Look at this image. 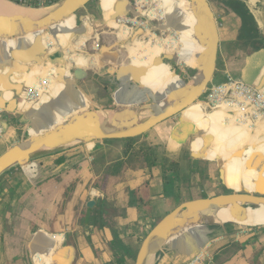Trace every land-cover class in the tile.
I'll list each match as a JSON object with an SVG mask.
<instances>
[{"label": "crops", "instance_id": "1", "mask_svg": "<svg viewBox=\"0 0 264 264\" xmlns=\"http://www.w3.org/2000/svg\"><path fill=\"white\" fill-rule=\"evenodd\" d=\"M0 1L18 6L10 0ZM228 1L232 7L219 13L222 16L212 6L218 21L226 16L223 23L227 37L222 40L220 36L211 84L231 76L264 89V0ZM111 2L107 8L102 3L103 13L114 7L115 1ZM183 2L177 0L170 6L177 11L184 7ZM115 6L120 10V0ZM78 13L65 23L79 27ZM4 14L0 12L1 25L24 22ZM61 25L64 23L16 39L0 38V156L40 135L34 131L36 124L44 122L49 127L77 105L85 108L82 113L92 110L94 102L105 103L90 94L93 71L99 74L105 69L110 74L120 69L124 71L122 77L115 71L110 74V79L118 83L123 76H133L129 74L133 72L129 71L132 62L122 61L116 67L120 51L115 44L99 49L92 42L96 30L92 20L87 32L76 34L65 46L55 37ZM170 26L177 29L176 24ZM78 40H82L83 47L80 44L73 49ZM223 41L226 43L222 48ZM133 45L129 47V58ZM175 45L159 41L156 51L170 50ZM181 47L180 52H185L184 41ZM71 53L74 58H67L66 54ZM161 61L159 58L150 71L151 77L159 79L157 88L165 83L162 67L178 78L159 94H151L150 86L133 105L175 92L195 74L176 62L171 70ZM77 68L86 72L82 82L72 75ZM58 72L69 82L60 98H56ZM203 98L131 145L124 140L78 145L42 154L7 171L0 178V264H135L149 233L180 205L229 192H258L260 185L264 188V125L249 129L228 121L223 110L211 113ZM180 126H185L186 135L178 146H173V132ZM217 134H222L224 140ZM150 148L156 149V154L144 156V150ZM150 160L154 164L150 165ZM90 202L95 205L89 207ZM98 212L104 216V227L97 224ZM211 224L202 226L209 230ZM224 229L225 234L212 240L199 229L171 246L168 240L154 255L152 264H264V223L245 228L227 222Z\"/></svg>", "mask_w": 264, "mask_h": 264}, {"label": "water", "instance_id": "2", "mask_svg": "<svg viewBox=\"0 0 264 264\" xmlns=\"http://www.w3.org/2000/svg\"><path fill=\"white\" fill-rule=\"evenodd\" d=\"M93 1L61 0L50 5V7L56 5L58 7L38 21L14 18V20H23L24 22L20 24H0V38L16 39L43 30L72 17L80 10L86 9ZM183 1L190 4V11L195 14L196 22L200 21L201 23L202 32L196 37L201 46L205 48V55L202 58L200 68H190L195 74L189 82L183 81L185 87L182 91L157 102L145 100L130 108L88 110L67 119L53 130L38 137L32 136L0 156V178L10 169L31 161L42 154L47 152L57 153L52 148L59 143L76 142V146H78L104 141L140 138L155 126L179 115L190 105L200 101L216 74L220 29L209 0ZM126 3L128 2L125 1L124 3L125 10L119 14L128 13L129 6ZM170 69L172 70V66H170ZM85 73L84 69L77 68L72 72V75L77 82H82L86 79ZM119 76L122 77L121 74ZM102 112H113L121 115V120L129 121L127 123H80L81 118ZM261 186L258 192H229L180 205L162 219L149 233L140 247L135 264H146L151 256L158 254L174 231L185 221L190 224L201 222L202 225H209L214 217L207 216L206 213L208 212L216 213L223 210L244 208L264 212V188ZM93 205L95 203L90 202L89 207Z\"/></svg>", "mask_w": 264, "mask_h": 264}, {"label": "rangeland", "instance_id": "3", "mask_svg": "<svg viewBox=\"0 0 264 264\" xmlns=\"http://www.w3.org/2000/svg\"><path fill=\"white\" fill-rule=\"evenodd\" d=\"M107 1L108 3H106L105 0H94L91 4L88 5L87 10L79 11V13L77 14V18H78V24L79 25L82 24L83 26H85L86 32L89 29L90 20L94 22V25H96V30L93 31V34L91 37H92V42H94L95 45L96 43H99L101 45L100 47L102 46L106 47V45L115 44L118 47L120 51V59H119V62L116 64L117 68L121 64L122 61L123 62L132 61L129 58V47L133 45V43L134 45L132 46V49L134 50H138V49L146 50L147 49L149 52L152 51L153 49H156V50L158 49L159 41L163 43H168V44L174 43V45L176 44V47L170 48L169 53H167L168 56L162 53L159 58L163 61L164 64H167L169 66H172L173 63H175V61H173L174 60L173 57H170L169 55H171L172 53L175 54L178 52V49L182 46L183 40L180 34L178 33V31L174 30L173 27H171L170 25H167L166 18L160 13V11L165 12V9L169 7V5H174V3L177 0H120V10L116 8L115 6L116 2H115V5L113 8H110L109 10L106 9V11H104L103 13V11L100 10L101 7L103 6L102 3H105L106 8H107V6H109L111 2V0H107ZM125 1L128 2L126 3L129 6L128 13L119 14L125 10V5H124ZM209 1L211 5L214 7V10L216 11L217 15H219V13L227 9V7L229 9L232 7V6H229V4H227L228 0H209ZM15 3L17 2L15 1ZM47 4L41 5L44 7L38 6V9L39 8L46 9V7H50V6H45ZM28 8H31V7H28ZM179 10L182 11V8H180ZM88 14L91 16L88 17ZM149 14L150 16H148ZM219 16H222V15H219ZM223 19H226V16H224ZM223 19L218 21L219 29H220V36L222 37V40L227 37L225 36L226 27H224ZM71 20H69L68 23H70ZM121 29H126L127 34H128L127 38L121 39L117 37V33H120ZM65 32H73L69 24L58 26L56 29L55 37L58 43L60 45L62 44V46H65L67 43L69 44L71 41L70 38L66 37ZM252 36L254 37L256 35L252 34ZM64 37L67 39L66 44H63ZM81 42L82 40L75 44H81ZM225 43L226 41H223L222 48L224 47ZM181 54L182 56L180 57V59L176 60L177 63L185 64L193 68H196V65L198 66L199 64L198 58H189L188 54L185 52ZM223 54L224 52H222L221 58L223 57ZM72 55H73L72 53L66 54L67 58L68 57L74 58V56ZM112 60H113V57H112ZM185 68L186 70L192 71V69L188 67H185ZM99 71L100 70H98L97 72L99 73ZM114 71L117 72L118 74H120L121 72H124V71H120V69H117ZM114 71H111L110 74H112V72ZM93 72L94 73H93L92 78H94L95 80H93L92 81L93 84H91L93 86L90 92L91 96H94L96 99H100V100L108 99L110 100V104L106 106H101L102 104L94 102L92 104V110L96 111V110H101V109H111L110 107L117 106V104H115V102L112 101L110 96L112 95L111 92L115 93L114 86L120 83L116 82L115 80H111L110 78L112 77L110 76L109 73L106 72L105 69H101L102 73L100 72L99 74H97L95 71ZM164 82L165 83L159 89H156L155 94H159L163 92L164 89L169 85V83L172 84L174 80L172 78H165ZM219 83H222V82H220L219 80H216L214 84H219ZM106 102L107 101H105V103ZM84 109H85L84 107L77 105L70 113L68 114L62 113L60 116H58L59 120L57 123H53L52 126H49V127H45L44 122L38 123L35 125L34 131L35 133L37 132L40 133V135L44 132L51 131L54 128L58 127L60 124H62L67 119H71L72 117L78 115L80 111H83ZM55 116L56 114H53V117ZM172 136L174 138L182 137L181 126L176 128ZM126 144L129 145L127 141H126ZM172 144L173 146H176V141H174V139L172 140ZM174 204H176V202ZM199 233H208V232L205 231V232H199Z\"/></svg>", "mask_w": 264, "mask_h": 264}, {"label": "bare ground", "instance_id": "4", "mask_svg": "<svg viewBox=\"0 0 264 264\" xmlns=\"http://www.w3.org/2000/svg\"><path fill=\"white\" fill-rule=\"evenodd\" d=\"M114 1L116 3L118 2V0H114ZM57 7H58V5L52 6V7H46V9H42V8L32 9V8H25V7H22L19 5L14 6V5L0 1V12L1 13L3 12V14L9 13L11 15L12 19L17 18V19H30V20L38 21V20L44 18L47 14L54 11ZM190 9H191L190 4H188V3H185L184 7H182V11L179 9L177 11L172 10V6L169 5V7H167L165 9V12L160 11V13L164 17H166V20L170 23V25L176 24V27H177L178 31L180 32V34H182V37H183L182 39L185 42V47L183 48V50L185 51V53L188 54L189 58H201V61L196 68L187 66L185 64H180V65H183L185 67L192 68V69H198L202 66V58L205 55L204 54L205 48H203L201 46L200 42L198 41V39L196 37V36H199L200 33L202 32L201 23H200V21L196 22L195 14L192 13L190 11ZM166 12H167V14H166ZM5 14H4V16H6ZM165 14H166V16H165ZM148 16H150V14ZM7 17H8V15H7ZM71 18H73V17H70V18H68V19H66L60 23L53 25V26H57V25L63 24V23L66 24L65 22L70 20ZM70 27H71L73 32H65V35H66V37L70 38L71 40L75 39L76 34H82L85 31V28L82 24L77 28H75L71 25H70ZM173 29L177 31V29L175 27H173ZM194 29L196 30L198 35L195 33ZM191 31H193L194 33H191ZM192 34H194V35H192ZM127 36H128V34H127L126 29H121L120 33H117V37L121 38V39H125V38H127ZM82 44H81L80 48L83 47ZM170 44L174 45V43H170ZM79 45L80 44H73V49H76L77 47H79ZM175 47H176V45H175ZM177 47H179V46H177ZM99 49H100V47H99ZM181 50H182V47H180L178 49L177 53H175V54L172 53L169 56L173 57L174 61L176 62V60H179L180 57L182 56V54L180 53ZM130 51L132 54L131 55L132 57L130 58L132 60L131 61L132 63L130 65L131 67L129 68V71L141 72L142 74H140V75L147 78L145 88L148 92L149 87L153 86L156 83V81H158V78L154 77V76L151 77V73L145 75L144 72L151 71V69L154 68V65L158 62L160 55L162 53H164L168 56L167 53H169L170 50H160L157 52L156 49H153L152 51H150L148 53H143L142 50H139V49L134 50L131 48ZM110 60L112 61V57H110ZM119 66H121V65H119ZM53 68H54V66H53ZM161 72L162 73L166 72L168 74H171L165 67H162ZM159 74H160V72H159ZM174 78H178V76L175 75L173 77V79ZM56 81L58 83V88L56 90V93H58V96L56 98H58V97L60 98L63 95V93L66 91L67 84H69V82L65 79V77L61 76L59 74V72H58V78H56ZM184 87H185V85H183L180 89H177L175 92L169 93V94L164 95L162 97H154V100L157 102V101H159L163 98H166L168 96L176 95L180 91H182L184 89ZM51 90L52 89H50V91ZM195 104L196 103L190 105L186 110L193 108ZM121 118H122L121 115H118V114L113 113V112H102V113H95V114H90L88 116H85V117L80 119V123H84V124H89V123H96V124L97 123L98 124H101V123H127L129 121V120H121ZM182 127L185 129V126H182ZM188 129H189V127H188ZM185 134H186V129H185V132L182 134V137ZM35 137H38V136H35ZM217 137L221 140H224V137L222 136V134H217ZM76 144H77L76 142H74V143H72V142L59 143V144L55 145L54 148H52V149H54L56 152H61V151H64V150H67L69 148L76 146ZM262 159L264 160V158H262ZM206 215L210 216V217H214L212 219L211 226H219L220 227L222 225L224 226V224L227 222H231V223L233 222V223L239 224L241 227L246 228V227L256 226L259 223H264V212L259 211V210H251L248 208L238 209V210H223L221 212H216V213L208 212V213H206ZM194 224H198L199 226H202L201 222L190 224V223H187V221H185L184 223L179 225V227L174 231L172 236L176 232H178L181 228L187 227L190 225H194ZM167 241H166V243H167ZM166 243L164 244V246L166 245ZM153 258H154V255L148 259L146 264H152Z\"/></svg>", "mask_w": 264, "mask_h": 264}, {"label": "built area", "instance_id": "5", "mask_svg": "<svg viewBox=\"0 0 264 264\" xmlns=\"http://www.w3.org/2000/svg\"><path fill=\"white\" fill-rule=\"evenodd\" d=\"M16 1L25 6L40 7L47 3L53 5L61 0ZM96 47H100V44L96 43ZM203 104L211 113L223 110L228 121L233 120L235 124L246 125V128L254 129L264 125V89H258L242 79L230 76L222 83L211 84L205 92ZM1 133H3V119L0 110Z\"/></svg>", "mask_w": 264, "mask_h": 264}, {"label": "trees", "instance_id": "6", "mask_svg": "<svg viewBox=\"0 0 264 264\" xmlns=\"http://www.w3.org/2000/svg\"><path fill=\"white\" fill-rule=\"evenodd\" d=\"M12 2L15 3L16 0H10ZM19 6H24V7H31L32 9H38V7L36 6H25L23 4H20L18 1H16ZM227 4H230L231 1H227ZM45 6H50V5H45ZM79 41V40H78ZM75 42V43H78ZM80 42V41H79ZM67 43V39L64 37L63 38V44ZM74 43V44H75ZM148 73H150V71L148 72H144L145 75H147ZM130 75H133L132 78H126L125 76H123L121 82L119 85H115L114 86V92H111L112 95L110 96V98L112 99V101L115 102V104H117V106H112L110 107L111 109H119V108H130L132 106H135L132 104V102L137 101L139 99H141L142 97H144L148 92L145 88V84L147 81V78L144 76H141L139 74H142L141 72H129ZM162 78H172V75L166 73ZM159 80V79H158ZM157 88V81L156 83L152 86V90L150 91L151 94H155ZM105 101H107L105 104L103 103L101 106H106L108 104H110V100L106 99ZM185 132V129L181 126V133L183 134ZM186 135V134H185ZM210 137V135H208ZM182 138H174L172 136V140L174 139V141H176V146L179 145V143L181 142ZM137 138L134 139H127L126 141L129 143V145H131L134 141H136ZM156 149L154 148H150V149H145L143 152V155L146 157H150L152 154H156ZM154 164V162H151L150 160V165ZM57 169H60V167L58 166ZM110 179H108V183ZM102 188V187H100ZM106 195H107V191H106ZM137 207H139V205H137ZM141 215L144 216V214L142 213V211H140ZM96 219H97V224L100 225V227H104L105 226V222H104V216L102 214V212H98L96 215ZM205 226H199L198 224H194V225H190L187 227H183L181 228L178 232H176L173 237H171V239H169V246H171V243L174 242L177 239H181L182 237H184L185 235L199 229L200 232H205L207 231L208 234L206 235V238L209 240L215 239L216 237L225 234V229L224 226H212V228H209V230H205ZM179 239V240H180Z\"/></svg>", "mask_w": 264, "mask_h": 264}, {"label": "flooded vegetation", "instance_id": "7", "mask_svg": "<svg viewBox=\"0 0 264 264\" xmlns=\"http://www.w3.org/2000/svg\"><path fill=\"white\" fill-rule=\"evenodd\" d=\"M217 22H218V20H217ZM218 25H219V23H218ZM56 77V76H55ZM93 80H95L94 78H93ZM91 81V80H90ZM93 83V82H92Z\"/></svg>", "mask_w": 264, "mask_h": 264}]
</instances>
